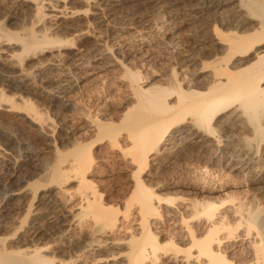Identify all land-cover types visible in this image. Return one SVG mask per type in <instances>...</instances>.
Here are the masks:
<instances>
[{
    "label": "bare ground",
    "instance_id": "obj_1",
    "mask_svg": "<svg viewBox=\"0 0 264 264\" xmlns=\"http://www.w3.org/2000/svg\"><path fill=\"white\" fill-rule=\"evenodd\" d=\"M81 1L92 9L90 15L102 23L103 9L92 0ZM196 1L198 10L219 9L221 6L232 4L224 18V23H227L226 32L217 30L215 26L211 29L208 38L211 48L205 51L204 55L191 60L192 64L196 65L194 74L182 73V70L189 66L185 67V64L191 62L187 54L180 58L177 55L176 62L172 60L174 63L166 64L168 70L166 69L164 74V83L161 80L149 82L155 78L148 81L149 71H146V63L145 67L143 66L144 62L141 69L146 68L144 70L148 77L144 76L149 82L144 86L140 84L145 78L142 77L144 70L141 72L136 66V69H129V66L125 68V64L124 67L121 65L125 68L123 77L132 90L133 103L126 104L121 114V110L119 111L117 118H121L120 122L115 125V118L111 119L109 113V117H103L104 119L94 124L95 134L90 136L91 138L83 136L84 134L82 137H76L77 133L72 130L69 149L67 152H56L55 165L50 173L46 174L49 175V180L44 187L49 189L54 184L60 187L69 186L70 193L68 192L65 201L66 204L69 203V209L64 211L59 205L52 207L56 203L55 199L47 193L36 195L37 188L21 214L18 213L17 205L22 196L21 190L12 191L10 195L7 193L1 199L0 264H160V255L168 253L175 258L181 255L180 259H183L185 264H264V208L256 198L252 199L251 203L238 201L234 204V199L230 197L219 205L212 201L200 203L193 200L190 206L187 203L191 213L181 217L184 232L179 236L182 246L175 244L173 235L170 236L171 239L168 236L170 240L167 243H160L162 240H158L157 234L151 228V219L162 217L159 205H172L176 202V198L157 195L151 178L146 176L151 156L156 158L162 155L173 157L174 160H186L197 154L198 158L201 156L205 162L200 164L198 160L197 163L194 158L197 164L194 163L193 172L208 179L216 175L211 174L209 166L224 175H240L246 179L248 176H255L258 177L257 180L264 170V0ZM63 4L65 0H0V14L3 16L1 18H4L0 22L1 66L6 69L19 67L16 66L15 60L18 61L17 64H21V61L26 59L25 56H34L38 50L43 51L41 46L50 47L49 45L65 43V46L73 45L74 48L72 39H53L50 33L45 31L46 24L50 25L48 28L51 29L52 25L67 20L69 15H75L76 12L68 13ZM90 9H84V13L81 11L82 16L85 14L87 17ZM23 13L30 18H27L30 21L29 28L12 32L9 26H17ZM87 26L88 23L84 26V31ZM81 36L83 34L78 37ZM78 37V40L82 38ZM138 42L144 43V39H139ZM95 44L100 49L97 48V55L95 52L92 54L91 60L93 64L99 61L102 63L103 57L111 55V47ZM69 46L66 48H71ZM171 46V53L175 57L173 50L176 48ZM54 47L52 49H55ZM15 48L18 51H15ZM57 48L59 50L62 47ZM78 48L74 50L70 64L80 68H93L92 62L85 59L90 53L89 50L82 52ZM40 51L39 53H42ZM114 62L120 66L117 61ZM147 66L150 67L149 64ZM17 71L19 75L16 80L11 79L12 75H9L0 82V110L24 114L30 123L47 131V127L49 129L53 125L48 116L44 117L39 115L38 111H33V105L20 95H7L6 88L9 86L14 85V90L21 89V69L18 68ZM4 72L7 70L4 69ZM152 74L154 75V72ZM27 75L24 74L23 77ZM72 79L70 77V80ZM75 79L79 80L76 77ZM74 86L69 82L60 89L61 91L57 89L60 92L55 91V108L62 110L69 106L66 105L67 99H70L69 93H75ZM97 117L101 119L99 115ZM104 146V151L108 154L115 156L122 153L120 155L124 161L123 166L129 169L132 189L129 190L130 194L125 199L122 210L115 205L110 206L112 202L105 201L94 185L92 174L96 152H101ZM104 151L101 153H105ZM153 179L155 182L156 179ZM260 182L264 183L262 179ZM65 190L68 191V188ZM227 203L232 204L230 211L224 209L225 211L220 212L219 208ZM188 211L190 210L187 209V213ZM133 212L136 213L137 231H133L131 226L123 227L128 232L127 237L110 238L111 243L107 245L108 240L102 236H107L108 233L117 234L119 216L127 221ZM201 218L204 219L202 225L198 224ZM70 231L74 234L71 233L73 242L72 245L67 244L69 247L59 245L57 241L47 240L62 237ZM239 242H244V247L236 248L235 244ZM60 254L66 257L61 258Z\"/></svg>",
    "mask_w": 264,
    "mask_h": 264
},
{
    "label": "rangeland",
    "instance_id": "obj_2",
    "mask_svg": "<svg viewBox=\"0 0 264 264\" xmlns=\"http://www.w3.org/2000/svg\"><path fill=\"white\" fill-rule=\"evenodd\" d=\"M92 1L97 3L103 9L102 23H99L93 18V16L90 15L92 9L86 7L85 2L83 3L81 0H65L63 7H66V11L68 13L76 12L75 15H69L67 20H61L59 24L57 23L58 25H52V27H55H51V29H49L50 25L46 24L47 27H45V31L48 34L50 33L51 38L60 41H70L72 39L74 48L73 45H68L71 48H66L68 46H65V43L64 45H54L56 47L53 45H49L50 47L41 46V48L43 47V51L38 50V53L36 52L34 56H25L26 59L24 58L25 60H22L23 63L21 61V64L20 62L17 64L18 61L15 60L16 66H19L15 67V70L12 68L6 69V67L1 66L2 63H0V69H2L0 70V74L4 75H0L3 77H0V82L2 79H4V77H9V75H12L10 77L11 79L14 78L13 80H16L17 76L19 75L17 70L18 68L21 69V82L22 86L24 85V87L21 86V89L15 88V90L13 89L14 85L12 87L9 86L10 89L9 87H2L6 88L7 95H20L21 98L33 105V111H38L37 113H39V115H43L44 117L48 116L50 123H53L54 125H52L53 127L51 126V128L49 127V129L47 127V131L45 128V130H41L39 126L30 123V120L25 118L26 116L22 113V115H18L17 113L15 114L14 112L6 111V109L0 110V201L7 193L10 195L12 191L16 192L21 190L22 196H20L19 200L17 201L19 214H21V211L26 209L28 206L32 196L34 193H36L34 192L36 188V195L47 193L49 196L53 197V200L55 199L56 203L55 205H52V207L59 205V208L62 210H68L69 203H67L68 205L65 203V201H67L66 197H68V194L70 193L68 185H65V187H60L54 184V186L52 185V187L49 189L44 187L47 185V181L49 180V175L47 176L46 174L50 173L55 165V160L57 158L56 152H63L69 149L71 143L70 141L72 139L70 136H72L73 133H77L75 134L76 137H82L83 134V136L92 137L93 134H95L94 124L104 118L109 117V113H111V119H119L118 122L115 119L114 121L112 120L115 125L120 122L121 118H117L119 116V111L121 110V114V112L124 110V107H126V104L131 105V103H133L132 90L130 89L129 85L127 86L128 83L122 74L127 66H129V69L136 66L137 69L140 68V71L143 72L144 69L146 70V68L141 69V65L144 62L143 66L146 63V71H149L150 79L148 78V81L155 78L153 81L149 82L154 83V80L155 82H158L159 80L162 82L163 79L165 80L164 74H166L165 72H167L169 64L171 65L172 63L176 62L178 58L185 56L186 54V56H190V61L192 59L194 60L202 56V54L204 55V52H207L211 48L209 46L210 43L208 38L210 31L214 26L217 27V30L220 29V31L226 32L227 23H224V18L227 16L226 14H228V11L232 5L230 3V6L227 4L219 7V9L211 8L198 10L199 6H197V1L195 2V0ZM84 9L86 11L87 9H90V12L88 13L89 15L87 14V17L84 16L85 14H83V16L81 14V11L84 13ZM21 16L23 17H21V21L18 22V24H21V26L18 24L17 26L16 24L9 26V29H11L12 32H17L20 28L21 30L23 28H29L30 21H28V19L30 18H28V15L25 13H23V15L21 14ZM1 17L3 16L0 14V22L4 19ZM87 23V29L84 31V26L87 25ZM88 27H90V29ZM82 34L83 36H81L82 38L80 37V39L78 36ZM77 37L80 40H78ZM139 39H144V43L138 42ZM95 43H98V45H108V47H111V55H106L107 57H103L102 63L99 61L98 63L93 64V60H91L94 52L97 55L99 53L98 49H100L99 46L96 47L97 44ZM171 45H174L176 48L173 50L175 57L171 53ZM58 46H61L62 48L58 50ZM45 47L46 49H44ZM53 47L55 49H52ZM77 48L81 49L82 52L89 50V55L91 56L86 55L85 59L86 61L88 60V62H92L91 65H94L93 68L90 66H88V68H80L75 65L74 68V66L71 65L74 50ZM16 49L17 48H15V51ZM168 50L170 52H168ZM39 51L42 53H39ZM175 51L177 54H175ZM121 52L124 55H122ZM125 54L128 58L125 57ZM87 57H89V59H87ZM114 61H117L120 66L125 64V68H123L124 66H119V68L118 64H116ZM192 62L193 61L190 62L191 64H185V67L187 65L189 66L183 70L181 69L182 73L189 75L194 74L193 70H195L196 65L194 64V66ZM148 64L150 66L149 68L147 66ZM3 68L5 71L7 70V72H4ZM10 70L14 74H10ZM145 70L142 73V77L148 74H145ZM152 72H154V75ZM22 74L27 75L28 77H26L28 79L23 77ZM73 76L79 80H76ZM70 77L73 79L70 80ZM146 79L147 78L145 77V83L144 81L140 83L142 86L149 83L146 81ZM67 80H70L69 82L71 83V86H76L73 87V91L75 90V93L73 94L68 92L70 99H67L68 103L66 105H69L70 107L68 106L62 110H59L58 108H55L57 102L56 92H58L61 88L63 89V86L69 84ZM62 82H68V84ZM57 110L59 111L57 112ZM98 115L99 118H101L102 115V118L98 119ZM105 147L106 146L103 147L104 149H101V152L105 150ZM101 152L98 150L95 156V166L92 174L93 181L95 182L94 185L96 186L98 192L103 196L105 201L109 200L112 202L110 206L115 205V207H118L122 210L125 199L128 198L131 191L130 189H132V182L128 172L129 169L123 166L124 161L120 155L122 153H117L114 156L108 154L106 151H104L105 153ZM5 155L6 157H4ZM161 156L156 158L154 156L150 157V164L148 167L149 172L147 171L146 176H149V179L151 178L150 180L153 182L152 187L154 186L153 188L157 195L161 197L176 198V202L172 205H167L166 203L159 205V207H161L159 208V212L162 217L160 219L158 218L157 220L154 218L150 221V224L153 225L151 228L153 232L157 234L156 236H158V240H162L160 243H167L171 239L170 236L173 235L172 238L174 237L173 239L175 240V244L179 246L182 244L180 236L184 231L181 224V217L182 215L186 217L191 213V209H189L188 204L190 206V202H193V200L200 203L212 201L219 205L221 201H228L230 198L234 199V204H237L238 201H246L247 203H251L256 198L261 207L264 208V183L260 182L261 179L264 181V170L262 171V175H260L258 181V177L255 178V176H248L247 179L246 177L244 178L242 176L244 178L243 179L240 175H224L221 172L218 173L217 169L214 167L209 166L211 174L216 173L217 176L214 174L210 177V179H208L206 176L203 177L197 172H193V165L199 162L200 164L205 162V159L201 156H199V159L197 154H194L192 157H190V159L187 158L186 160H174L173 157L170 156ZM194 158L196 159V162L198 160L199 162L196 163ZM153 178L156 179L155 182ZM66 186L68 191L65 190L67 189ZM44 207H47L46 209H50V205L49 207ZM231 207L232 204L227 203L221 206L219 211L223 212L225 209L227 212H229ZM186 208L190 210L188 213ZM185 211L186 213H184ZM132 214H134V212ZM132 214L129 216L127 221L123 220L121 215L119 216V221L117 222V234L108 233L107 236L106 234L105 236H102L103 239L105 238L108 240L107 245H110L111 243L109 241L110 238H126L128 232L124 229L125 227L131 226L130 228H132L133 231H137L138 223L136 213L134 215ZM203 220L204 219L201 218L198 224L200 223V225H202ZM71 233L74 234L73 231H70L67 235L62 237H52L53 239L48 238L47 240L55 242L57 241L56 243H59V245L64 244L63 246L69 247L73 242V235ZM67 237L68 240H66ZM177 242L179 243L177 244ZM67 244L70 245L67 246ZM244 244V242H239L235 245H237L236 248H242L244 247ZM105 252L106 251H103V253ZM60 256L63 258L64 255L60 254ZM65 257L66 256H64V258ZM181 257V255H177L175 258L173 255H171V253L162 256L160 255V264H185L184 260L180 259Z\"/></svg>",
    "mask_w": 264,
    "mask_h": 264
}]
</instances>
